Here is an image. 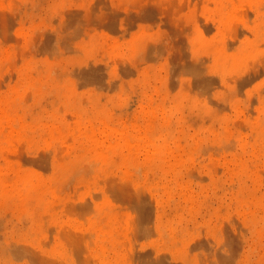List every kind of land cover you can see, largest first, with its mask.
<instances>
[{"label":"rangeland","instance_id":"374dc122","mask_svg":"<svg viewBox=\"0 0 264 264\" xmlns=\"http://www.w3.org/2000/svg\"><path fill=\"white\" fill-rule=\"evenodd\" d=\"M0 264H264V0H0Z\"/></svg>","mask_w":264,"mask_h":264}]
</instances>
